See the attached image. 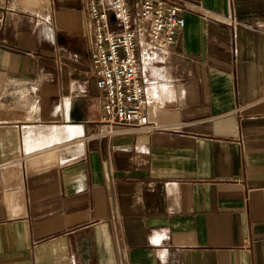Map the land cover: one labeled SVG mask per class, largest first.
<instances>
[{"label":"crops","instance_id":"crops-1","mask_svg":"<svg viewBox=\"0 0 264 264\" xmlns=\"http://www.w3.org/2000/svg\"><path fill=\"white\" fill-rule=\"evenodd\" d=\"M180 1L168 58L139 49L157 129L113 136L80 1L6 12L0 264H264V0Z\"/></svg>","mask_w":264,"mask_h":264},{"label":"built area","instance_id":"built-area-1","mask_svg":"<svg viewBox=\"0 0 264 264\" xmlns=\"http://www.w3.org/2000/svg\"><path fill=\"white\" fill-rule=\"evenodd\" d=\"M87 18V39L93 75L109 136L151 132L144 69L139 55L145 47L165 60L185 26L186 7L180 0H79ZM11 0H0V25ZM110 13L118 29L110 21ZM234 23V18L232 19Z\"/></svg>","mask_w":264,"mask_h":264},{"label":"rangeland","instance_id":"rangeland-1","mask_svg":"<svg viewBox=\"0 0 264 264\" xmlns=\"http://www.w3.org/2000/svg\"><path fill=\"white\" fill-rule=\"evenodd\" d=\"M10 5L26 21L39 23L48 17L46 0H12Z\"/></svg>","mask_w":264,"mask_h":264},{"label":"clouds","instance_id":"clouds-1","mask_svg":"<svg viewBox=\"0 0 264 264\" xmlns=\"http://www.w3.org/2000/svg\"><path fill=\"white\" fill-rule=\"evenodd\" d=\"M81 190H82V188H81Z\"/></svg>","mask_w":264,"mask_h":264}]
</instances>
